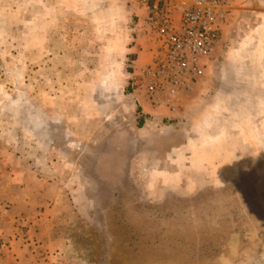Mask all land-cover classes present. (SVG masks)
<instances>
[{
	"label": "rangeland",
	"instance_id": "374dc122",
	"mask_svg": "<svg viewBox=\"0 0 264 264\" xmlns=\"http://www.w3.org/2000/svg\"><path fill=\"white\" fill-rule=\"evenodd\" d=\"M139 2L0 0V167L89 211L69 219L84 264H264V0H238L187 110L143 125L130 50L163 40Z\"/></svg>",
	"mask_w": 264,
	"mask_h": 264
},
{
	"label": "crops",
	"instance_id": "0c3cea01",
	"mask_svg": "<svg viewBox=\"0 0 264 264\" xmlns=\"http://www.w3.org/2000/svg\"><path fill=\"white\" fill-rule=\"evenodd\" d=\"M118 2L122 5L134 3L132 5L134 15L138 17L137 11L141 5L139 0H118ZM145 14L146 17L143 18L146 21L147 13ZM141 22L142 20L139 19V23ZM137 28L135 32L141 31ZM156 29L160 36L158 27ZM150 35L145 36V45L139 47L136 44L130 50L133 55L132 67L137 69L133 76L150 67L161 53L163 43L158 52V46ZM187 97L192 96L190 94ZM138 101L142 121L149 116L177 117L187 110L186 102L181 105L183 108L176 111L152 106L142 93ZM181 130L183 129L179 128L177 132ZM151 144L154 147L158 146L156 141H152ZM200 145L197 140H190L189 136H186L185 140L176 143L168 150L178 151L181 153V158L184 157V161H187L192 159L191 150L200 148ZM171 156V151H168L162 159L166 161L171 159ZM195 158L197 159V156ZM58 184V177L45 179L40 171L28 170L23 160L11 156L6 160V164L0 167V236L6 242L4 264H84V260L76 253L74 246L72 217L78 212L81 219H84L88 210H84L83 206L72 205L69 202V195H72V192H68L69 189H61Z\"/></svg>",
	"mask_w": 264,
	"mask_h": 264
},
{
	"label": "built area",
	"instance_id": "2783aa9c",
	"mask_svg": "<svg viewBox=\"0 0 264 264\" xmlns=\"http://www.w3.org/2000/svg\"><path fill=\"white\" fill-rule=\"evenodd\" d=\"M158 25L163 45L134 86L152 106L176 111L200 83L204 60L217 47L238 0H139Z\"/></svg>",
	"mask_w": 264,
	"mask_h": 264
},
{
	"label": "trees",
	"instance_id": "16d2710c",
	"mask_svg": "<svg viewBox=\"0 0 264 264\" xmlns=\"http://www.w3.org/2000/svg\"><path fill=\"white\" fill-rule=\"evenodd\" d=\"M143 124H144V121L141 120L140 125H143Z\"/></svg>",
	"mask_w": 264,
	"mask_h": 264
}]
</instances>
